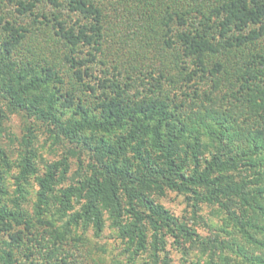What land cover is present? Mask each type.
<instances>
[{
    "label": "trees",
    "instance_id": "16d2710c",
    "mask_svg": "<svg viewBox=\"0 0 264 264\" xmlns=\"http://www.w3.org/2000/svg\"><path fill=\"white\" fill-rule=\"evenodd\" d=\"M36 131L59 159L39 164ZM200 204L224 214L212 236ZM105 215L109 264H168L167 244L264 264V0H0V264H99L76 229Z\"/></svg>",
    "mask_w": 264,
    "mask_h": 264
},
{
    "label": "rangeland",
    "instance_id": "374dc122",
    "mask_svg": "<svg viewBox=\"0 0 264 264\" xmlns=\"http://www.w3.org/2000/svg\"><path fill=\"white\" fill-rule=\"evenodd\" d=\"M10 131L14 132L17 136L21 134V126L22 121L18 116H13L11 121L8 123ZM38 134V138L35 142V146L37 148V152L39 157L44 160L41 162L39 160V164L57 160L61 157L62 149L58 147V145L51 143V140H46V133L41 131H36ZM75 160V158H73ZM41 162V163H40ZM31 183L27 186V193L23 200L22 207L31 215L34 216L35 209L33 201L35 200V191L38 188L34 180H30ZM6 184L9 193L12 195L13 193V179L10 174L7 175ZM161 202L167 207L174 215L179 217H187L190 214L189 209L186 207L183 198L180 196H176L174 193H170L168 196L161 199ZM52 206H49L48 216L53 217L51 215L52 212H57L56 208L58 204L50 202ZM78 204H75L74 208H77ZM69 212V211H68ZM197 214L202 216L208 225H204L201 221L197 222L195 227L198 232H200L204 237L205 235L212 236L213 232L224 225L223 216L224 214H218L215 207L208 206L205 204H200V208L197 211ZM106 220L104 222V226L99 233H96L91 225L86 227L78 226L76 229V234L80 237L78 238L77 245L78 247L85 253V256L90 258H100L102 261L99 264H109L113 257L120 258L123 262L127 260L126 253L123 250V244L120 243L115 237V233L113 229L110 227L109 220L107 219V215H105ZM214 229L212 233H210L209 229ZM231 225L228 226V230H231ZM71 233V232H70ZM70 233L67 234V240L70 244L73 243V240L70 238ZM222 237H225L224 233H220ZM171 243V239L169 241ZM167 256H168V264H191L193 261H198L200 264H205V260L208 258V250L202 251L199 248H191L189 251V256L186 262L183 261V254L179 250L175 249L174 246L167 244ZM222 250L223 254H230L229 250L225 247L218 246L216 248V252H220ZM136 255L133 258L132 262H127L128 264H140L142 261L141 257L146 258L145 254L142 256ZM185 260V259H184ZM87 263H90V259H86ZM160 264V261L158 262Z\"/></svg>",
    "mask_w": 264,
    "mask_h": 264
}]
</instances>
